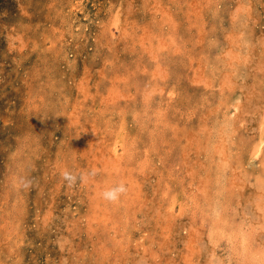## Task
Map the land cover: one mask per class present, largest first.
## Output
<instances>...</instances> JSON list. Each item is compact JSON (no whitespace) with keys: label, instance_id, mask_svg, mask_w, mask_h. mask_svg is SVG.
<instances>
[{"label":"rangeland","instance_id":"1","mask_svg":"<svg viewBox=\"0 0 264 264\" xmlns=\"http://www.w3.org/2000/svg\"><path fill=\"white\" fill-rule=\"evenodd\" d=\"M0 264H264V0H0Z\"/></svg>","mask_w":264,"mask_h":264},{"label":"clouds","instance_id":"2","mask_svg":"<svg viewBox=\"0 0 264 264\" xmlns=\"http://www.w3.org/2000/svg\"><path fill=\"white\" fill-rule=\"evenodd\" d=\"M64 177H65V179H68L69 181H72L75 179L74 176H72L70 173H67V172L64 174ZM125 191H126V189H125L124 185L120 184L117 187H113L109 190L104 191L103 197L106 200L115 201L119 198V195L121 193H124Z\"/></svg>","mask_w":264,"mask_h":264},{"label":"bare ground","instance_id":"3","mask_svg":"<svg viewBox=\"0 0 264 264\" xmlns=\"http://www.w3.org/2000/svg\"><path fill=\"white\" fill-rule=\"evenodd\" d=\"M234 39V38H233ZM228 40V39H227ZM230 40V39H229ZM237 43V42H236ZM238 44V43H237ZM226 144V143H225ZM262 144H263V142H262ZM261 146V148H263V146L262 145H260ZM225 148V147H224ZM222 160V159H221ZM222 162H224V160L222 161ZM221 166V165H220Z\"/></svg>","mask_w":264,"mask_h":264}]
</instances>
